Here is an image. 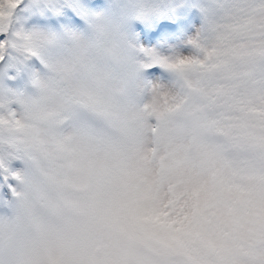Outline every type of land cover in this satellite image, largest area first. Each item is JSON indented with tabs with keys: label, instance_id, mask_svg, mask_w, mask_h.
Returning <instances> with one entry per match:
<instances>
[{
	"label": "clouds",
	"instance_id": "1",
	"mask_svg": "<svg viewBox=\"0 0 264 264\" xmlns=\"http://www.w3.org/2000/svg\"><path fill=\"white\" fill-rule=\"evenodd\" d=\"M0 264H264V0H0Z\"/></svg>",
	"mask_w": 264,
	"mask_h": 264
},
{
	"label": "rangeland",
	"instance_id": "2",
	"mask_svg": "<svg viewBox=\"0 0 264 264\" xmlns=\"http://www.w3.org/2000/svg\"><path fill=\"white\" fill-rule=\"evenodd\" d=\"M107 0H80L86 9H100L106 5ZM179 2V0H177ZM167 20V22H164ZM65 21L73 25L82 23L81 17L72 10H67L61 17H37L35 22L41 25L55 27ZM178 21L180 26H178ZM194 23H199L197 13L187 8L177 9L174 15L164 16L150 23H137L135 25L136 39L146 49H163L178 43ZM177 29H179L177 31ZM160 74L158 67L149 70V75Z\"/></svg>",
	"mask_w": 264,
	"mask_h": 264
},
{
	"label": "trees",
	"instance_id": "3",
	"mask_svg": "<svg viewBox=\"0 0 264 264\" xmlns=\"http://www.w3.org/2000/svg\"><path fill=\"white\" fill-rule=\"evenodd\" d=\"M164 22H167V20H165ZM178 26H180V22L178 21ZM179 29H177V31H178Z\"/></svg>",
	"mask_w": 264,
	"mask_h": 264
}]
</instances>
